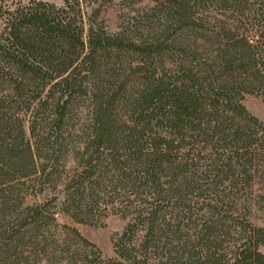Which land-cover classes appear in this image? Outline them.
Here are the masks:
<instances>
[{"label":"trees","instance_id":"obj_1","mask_svg":"<svg viewBox=\"0 0 264 264\" xmlns=\"http://www.w3.org/2000/svg\"><path fill=\"white\" fill-rule=\"evenodd\" d=\"M114 1L0 0V264H264V0Z\"/></svg>","mask_w":264,"mask_h":264},{"label":"rangeland","instance_id":"obj_2","mask_svg":"<svg viewBox=\"0 0 264 264\" xmlns=\"http://www.w3.org/2000/svg\"><path fill=\"white\" fill-rule=\"evenodd\" d=\"M56 3H63V0H51ZM122 0H115L107 6L104 11V18L110 30H116L119 25V16L121 13ZM3 22L0 19V31ZM246 101L249 108L264 120V101L256 96L246 95ZM104 226L78 225L79 229L91 240L96 242L106 255H114L113 235L121 231L128 219L121 217L119 214H110L106 219ZM260 221V220H259Z\"/></svg>","mask_w":264,"mask_h":264},{"label":"water","instance_id":"obj_3","mask_svg":"<svg viewBox=\"0 0 264 264\" xmlns=\"http://www.w3.org/2000/svg\"><path fill=\"white\" fill-rule=\"evenodd\" d=\"M80 225H82V224H80Z\"/></svg>","mask_w":264,"mask_h":264}]
</instances>
